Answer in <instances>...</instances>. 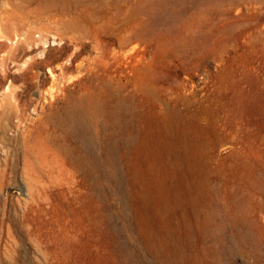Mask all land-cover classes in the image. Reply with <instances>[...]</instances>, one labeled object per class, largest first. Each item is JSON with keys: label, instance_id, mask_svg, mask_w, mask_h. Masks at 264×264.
I'll return each instance as SVG.
<instances>
[{"label": "rangeland", "instance_id": "374dc122", "mask_svg": "<svg viewBox=\"0 0 264 264\" xmlns=\"http://www.w3.org/2000/svg\"><path fill=\"white\" fill-rule=\"evenodd\" d=\"M0 264H264V0H0Z\"/></svg>", "mask_w": 264, "mask_h": 264}, {"label": "bare ground", "instance_id": "6f19581e", "mask_svg": "<svg viewBox=\"0 0 264 264\" xmlns=\"http://www.w3.org/2000/svg\"><path fill=\"white\" fill-rule=\"evenodd\" d=\"M71 113H72V111H71ZM81 140H82V139H81ZM81 140H80V141H81ZM103 164H104V163H103ZM194 166H195V165H194ZM92 167H93V166H92ZM103 168H104V167H103ZM193 168H194V167H193ZM105 169H107V168L105 167ZM116 171H117V170H116ZM111 172H112V171H111ZM192 174H193V173H192ZM197 195H198V194H197ZM240 201H242V200H240ZM194 203H195V201H194ZM238 203H239V202H238ZM240 205H241V204H240ZM242 205H243V204H242ZM243 207H244V205H243ZM195 208H196V207H195ZM239 208H241V207H239ZM197 209H198V208H197ZM202 209H203V208H202ZM202 209H201V210H202ZM244 210H245V209H244ZM207 211H208V210H207ZM195 212H196V211H195ZM199 212H200V211H199ZM196 213H197V212H196ZM196 213H195V214H196ZM210 213L212 214V212H210ZM205 214H207V213H205ZM246 214H247V213H246ZM203 215H204V214H203ZM207 215H208V214H207ZM209 218H210V216H209ZM243 218H244V217H243ZM243 218H242V219H243ZM245 234H246V233H245Z\"/></svg>", "mask_w": 264, "mask_h": 264}]
</instances>
